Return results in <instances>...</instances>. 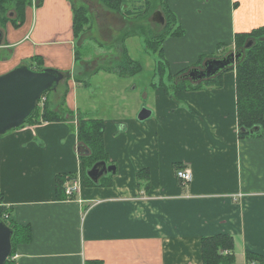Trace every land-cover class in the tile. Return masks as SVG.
<instances>
[{"label": "crops", "instance_id": "obj_1", "mask_svg": "<svg viewBox=\"0 0 264 264\" xmlns=\"http://www.w3.org/2000/svg\"><path fill=\"white\" fill-rule=\"evenodd\" d=\"M124 1L123 18L100 3L96 13L85 8L91 19L85 30L101 24L122 32L128 20L148 12L150 22L163 27L152 16L167 7L184 34L163 43V80L202 58L231 53L237 35L264 27V0ZM72 4L30 0L23 12L0 17V76L20 66L68 76L64 105L50 108L67 113L64 119L46 121L34 113L32 121L0 136V206L11 223L27 227L11 253L12 264H172L170 249L182 246L171 231H182L184 254L195 252L189 264H203L201 240L218 235L232 237L235 264H264V129L241 137L236 73L223 76V87L174 97L155 81L157 61L140 93L132 87L136 76L126 81L105 71L94 73L87 85L77 83L78 63L93 68L95 62V71L113 51L76 60L78 47L91 37H75ZM112 15L119 19L116 30L112 21L106 23ZM143 45L150 55L145 38ZM96 83L98 89L92 88ZM143 106L152 114L140 122ZM80 117L103 122L105 162L117 168L96 187L87 183L88 170L77 153ZM177 165L192 171L187 187L175 176ZM143 173L147 180L139 179ZM59 178L64 188L77 182L79 191L68 197ZM247 252L262 261H247Z\"/></svg>", "mask_w": 264, "mask_h": 264}, {"label": "trees", "instance_id": "obj_2", "mask_svg": "<svg viewBox=\"0 0 264 264\" xmlns=\"http://www.w3.org/2000/svg\"><path fill=\"white\" fill-rule=\"evenodd\" d=\"M12 1L15 3L16 9L22 12L30 2V0ZM10 2V0H0V17L5 18V11L9 8L6 7V5L10 4ZM98 2L113 13L123 14V12L127 10V3L124 0H98ZM5 3L7 4L5 5ZM162 11L164 12L163 15L165 17V25L162 27L161 32L154 35L152 32H150V36H148L146 28L144 26L135 24L134 21L131 24V21L128 20L125 29L122 30L120 36L116 39V44L110 48L113 49V56L108 59L102 65V67H99L92 74L94 75V73H97L99 71H105L125 78L139 75L142 72V64L131 59L126 49L125 41L131 37L142 36L145 38L147 52L157 58L156 72L159 76V85L161 87L167 88L162 78L165 76L168 70V64L164 58L163 53V43L168 37L183 36L184 31L176 24L175 17L172 15V13H170L167 7L163 6ZM73 13V30L75 37L79 38L85 33V28L89 25L90 18L87 16L86 11L83 7L74 8ZM141 20L147 22L148 17L144 16L143 18H141ZM252 39L256 40L254 44ZM248 42H252L251 47L244 50L242 60L238 65H236V67H234L236 70L235 85L237 96V116L240 128L239 133L241 137L251 135L249 132L243 133L241 132V130L250 131L254 127H260V131L255 134L259 135L264 129V27L259 28L258 30L253 31L250 34L237 35V50L244 49L242 45H244L245 43L247 44ZM80 59L81 56L77 55L76 60L79 62ZM204 62L205 58H202L197 64H195V67L202 68L200 65L202 63L204 64ZM188 70L189 69H186L176 75L169 76V79L173 78L172 88L175 93L206 89L207 84H193L190 81L179 79L183 74L188 72ZM75 80L77 83L82 82L81 79H79L78 72L75 74ZM210 81L215 80L213 79ZM221 85L222 83L220 79V82L217 84L216 88H219ZM153 86H155V84ZM65 100L66 98L64 97L61 103L62 106L64 105ZM36 115H41L42 119L46 121L64 119L63 115L55 113L51 109H47L46 106L43 109L42 114L40 113V111H36L35 116ZM35 116L32 119H29L27 122L32 121ZM103 129L104 124L102 121L85 120L81 117L79 118V125L77 128L78 139L90 151V155L81 156V159L87 167V170H89L95 163L107 160V154L105 153L103 143ZM180 169L184 168L178 165L175 167L176 172ZM110 177L112 176H109L108 178ZM85 178L89 185L94 187L99 186V184H94L86 175ZM147 178L148 177L145 175V173L139 174V179L147 180ZM58 180L59 188H61L62 191H65L63 185L64 178H59ZM4 212H6L5 208L0 206V220H2L5 224H8V226L11 227L14 232L12 238V254H14V252L16 251V243L20 240L22 234H24L23 232L25 231V229H27V227L25 228L19 226L18 224L11 223V221L9 220V216ZM233 250L234 242L232 237L228 235L205 237L201 240L203 264H235ZM246 255L247 261L249 262H255L256 260H260V262L262 261L261 257L257 256L254 253L247 252Z\"/></svg>", "mask_w": 264, "mask_h": 264}, {"label": "water", "instance_id": "obj_3", "mask_svg": "<svg viewBox=\"0 0 264 264\" xmlns=\"http://www.w3.org/2000/svg\"><path fill=\"white\" fill-rule=\"evenodd\" d=\"M152 21L164 26L165 17L161 11L153 13ZM2 33L0 32V40ZM252 42H248L244 49L231 52L222 58L206 60L202 68H191L179 79L199 84L203 81L217 77L222 72L236 67L243 58L244 50L249 49ZM64 74L54 69L36 71L28 66H20L13 71L0 76V136L11 130L18 129L30 119L38 108L42 96L49 92H55L63 80ZM152 112L146 108L138 115L140 122L151 117ZM260 131V127L252 130H241L243 133L254 134ZM80 156L90 155L85 145L77 146ZM115 165H108L105 161L95 163L88 171L87 177L98 184L100 180L109 174L115 175ZM14 232L2 220H0V264H6L12 253V238Z\"/></svg>", "mask_w": 264, "mask_h": 264}, {"label": "rangeland", "instance_id": "obj_4", "mask_svg": "<svg viewBox=\"0 0 264 264\" xmlns=\"http://www.w3.org/2000/svg\"><path fill=\"white\" fill-rule=\"evenodd\" d=\"M10 1L11 2L8 5H6L7 3H5L6 7H9L6 11L4 10L5 11V17L6 16L8 17V14L10 11L17 10L15 3L12 0H10ZM71 3H74V4H72L73 9L76 7H83L84 9L91 7L95 10V13H96V11L98 12V7H96L99 3L98 0H71ZM4 11H3V13H4ZM85 11L87 14L86 9H85ZM118 15L123 18V16L121 14L116 13V16H118ZM113 16L114 15H112V19L107 20L106 23L108 21H112V28L116 30L119 28V26L115 27V23L117 21H119V19H117L116 17H113ZM144 16L148 17L147 22L141 20V18H143ZM149 16H150V12H148L146 15H143L141 18H138L136 20H130L131 24L134 21L135 24L144 26L146 28L148 36H150L149 35L150 32H152L154 35V34H157V33L162 31V27L157 26V25L154 26L150 22L151 18ZM98 17L99 16H97V18ZM89 20L91 21V19H89ZM99 26L101 28L99 30L97 29L98 26L95 27L94 25H92L90 27V30L85 31V37L84 38H87V37H91V38H87V41L84 42L85 44L82 43V45H80L78 47L79 56H81L83 58L89 57L88 59H93V58H95V55H97L99 57L102 55H106L107 54L106 51H108L109 53H111V51H113V49H110V48L116 44L115 41L120 36L121 32L109 31L108 28H106L105 26L102 27L101 24H99ZM255 39H257V38H255ZM255 39H252L253 44L256 42ZM143 40H144V37L136 36V37L128 38L126 40V43H125L126 44L125 46L128 49L129 56L133 60L140 62L142 64V72L139 75H137L136 77H133V79H132V84H133L132 87H134L135 85L138 86V90H139L138 92L139 93L151 82V79H152L153 74H154V66H155V63L157 61L156 57L150 56L146 53V51L144 49V45H143ZM245 45H246V43L244 45H242V47L245 48ZM237 49L238 48L236 46L235 50H237ZM234 51H232V52H234ZM226 54H227V52H226ZM226 54L218 52V53H215L214 55H212L211 57L218 58L222 55L225 56ZM82 60H80V61H82ZM102 63H104V61H99V67H102L101 66ZM78 64H79V72H80L79 79H81V81L87 85L88 83H90V80L94 76L92 73L94 71L93 68H95L94 67L95 62L91 63L93 68H91V67L88 68L89 64H87V63H78ZM83 65H85V66L83 67ZM97 66H98V64H97ZM200 66L202 67L203 63ZM193 67H195V66H193ZM228 71L236 72L235 68L229 69ZM228 71L226 70L225 72L221 73L217 77L203 81L200 84H202V85L207 84L206 89H212L213 87H217V84L220 82V79H221L222 85L220 87H223L224 82H225V79L223 76L224 75L233 76V75H231V73H227ZM127 79H129V78H126L125 80L128 81ZM213 79L215 81H210ZM67 80H68V76L64 75L63 80L60 82V84H59V86L55 92H49V93H47V95H44L41 97L42 99L39 103L40 104L39 111L42 110V108L44 109L45 106L47 107V109H50L53 105L56 106L57 103L62 102L63 98L65 97L66 90H67L66 89ZM155 81H158L157 76L155 77ZM164 82L167 86V89L171 90V94H172L171 97H174L175 94L180 93V92L175 93L173 88H172L173 87V78H170V79H169V77L165 78ZM235 84H236V77H235ZM98 86H99L98 83H96L95 86L92 85V88L98 89ZM235 87H236V85H235ZM149 90H151V88ZM144 104L146 107H148V103L146 102V100H145ZM145 106H143L142 109H144ZM65 114L63 113V116H65ZM78 125H79V123H78ZM77 128H78V126H77ZM248 136H250V135H248ZM103 179H105V178H103ZM171 233L173 235H175V237L178 238V240L181 244L180 246H182L179 249L181 252L179 250L173 252V249H170L168 257H169L171 263L172 264H175V263L189 264L190 260H192V261L196 260L197 256L195 255V252H192L191 255L183 253V251L187 248H186L185 244H183V239H182L183 237H181L182 231H176V232L171 231ZM13 255H11V258L7 261V264L8 263L12 264ZM198 258H200V255L198 256ZM89 264H98V263L92 262Z\"/></svg>", "mask_w": 264, "mask_h": 264}, {"label": "built area", "instance_id": "obj_5", "mask_svg": "<svg viewBox=\"0 0 264 264\" xmlns=\"http://www.w3.org/2000/svg\"><path fill=\"white\" fill-rule=\"evenodd\" d=\"M42 99V98H41ZM40 99V101H41ZM175 176L177 178V180L179 181V183H181V185L183 187H187L193 180V174L192 171L190 169H180L175 173ZM79 191V184L77 182H69L68 184L65 185V194L68 197H72L73 195H75V193H77ZM227 254V253H225Z\"/></svg>", "mask_w": 264, "mask_h": 264}]
</instances>
